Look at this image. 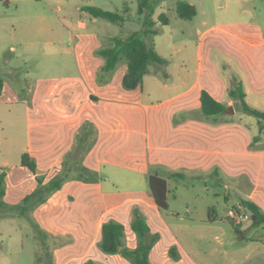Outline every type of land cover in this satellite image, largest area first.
Instances as JSON below:
<instances>
[{"label": "crops", "instance_id": "obj_1", "mask_svg": "<svg viewBox=\"0 0 264 264\" xmlns=\"http://www.w3.org/2000/svg\"><path fill=\"white\" fill-rule=\"evenodd\" d=\"M253 1L235 0L233 21L197 30L196 39L183 36L176 41L170 30L168 41L155 35L154 50L164 63H152L141 85L126 90L122 87L126 64L120 62L105 72L104 59L96 54L116 35L100 27L83 7L81 20L87 22L89 15L90 24L57 17L66 33L50 27L46 40L39 42L35 40L39 34L28 26L34 16L19 10L17 2L10 15L6 0L0 14L10 16L13 23L7 48L23 59L32 55L30 49L36 55L41 43L48 58L36 63L52 73L27 84L15 76L17 68L8 57L1 61L2 200L8 206L19 204L37 187L36 176L46 183L64 170L72 171L60 189L29 211L33 223L17 212L0 214V258L5 264H14L15 244L24 249L22 236L28 233L24 235L26 226L19 219L31 225L35 264H129L120 254L103 253L98 243L101 224L114 220L124 225L126 247L134 249L137 239L130 224L135 214L145 218L150 231L153 226V233L168 240L159 255L162 261L153 257L155 242L151 264H202L197 245L208 225L226 220L227 211L241 199L264 211V131L259 133L257 119L240 111L229 96L235 78L247 104L264 110V31L251 19L257 10ZM22 47L27 48L24 53L19 51ZM202 91L225 104L228 112L204 116ZM84 135L83 146L92 145L79 151ZM24 153L35 160V173L21 165ZM81 167L95 179L80 178ZM149 175L167 181V198L171 180H202L206 190L211 181L217 187L214 195L222 194L225 214L210 206L213 210L206 217H190L193 202L184 201L186 215L172 210L171 218L163 217L150 194ZM143 180L147 189L137 188ZM123 182L129 186L120 188ZM244 224L246 236L237 234V240L224 244L228 249L211 248L210 256L223 255V264H264V227ZM256 228L261 232H252ZM171 247L176 258L169 254Z\"/></svg>", "mask_w": 264, "mask_h": 264}, {"label": "rangeland", "instance_id": "obj_2", "mask_svg": "<svg viewBox=\"0 0 264 264\" xmlns=\"http://www.w3.org/2000/svg\"><path fill=\"white\" fill-rule=\"evenodd\" d=\"M9 13L14 10L15 3H18L19 10H23L26 14L33 15L34 19H29V30L33 29L39 35L35 40L43 42L46 40L47 34H49V28H56L62 30L63 34L66 33L60 21L57 19H63L66 17H73L80 24L84 23L81 18L80 8L85 6H96L104 10H109L120 14L124 20L122 23H112L102 18H97V21L101 24L100 27L106 28L117 37L125 38L133 31H139L142 27L141 19L137 14V0H9ZM189 2L196 8V15L192 19H181L176 15L175 6L178 2ZM257 7L256 12H252V21H256L262 27L264 31V0H254ZM6 8L4 3H0V10ZM60 8V9H59ZM235 0H160L159 5L154 12V20L156 21L155 27L157 28V35L160 39H168V30L172 32L173 39L178 41L187 36L190 39H196V31H204L216 25H228L233 21V14L235 12ZM164 13L167 19V25H162L157 21L159 14ZM15 14L12 13V16ZM10 16L5 17L0 14V41L3 48L0 49V65L2 59L8 57L11 64L17 68L15 76L25 79L27 84H31L37 76H44L52 73L48 66L37 65L36 62H44L48 56H45L42 49V44L37 45V53L33 55L32 49L30 54H26L23 59L21 57L13 56V53L7 48L11 42V29L12 21ZM58 17V18H57ZM7 19L6 23H2L3 19ZM57 18V19H56ZM90 16L87 15V22L89 23ZM64 24L67 22L63 20ZM96 24H99V23ZM94 26V24H91ZM32 31V30H31ZM32 33V32H31ZM29 31V34H31ZM211 35V33H209ZM66 36V35H65ZM64 36V37H65ZM61 37V36H60ZM29 40L30 38H25ZM168 41V40H167ZM27 50L26 47H22L19 51ZM24 60V61H23ZM52 69V68H51ZM54 71V70H53ZM120 188H127L129 185L126 182L119 183ZM170 194L168 195L167 202L170 205L168 209L162 210V216L165 218H171L172 210H177L183 215H186L184 209V201H192L193 205L190 206L189 216L196 218H204L207 216L210 206H215L219 215L225 214L226 204L222 198V194L214 195L215 184L208 181V190L205 189V183L200 181L189 180H176L174 182L169 181ZM137 188H146L147 184L143 180L140 184H136ZM235 207V206H234ZM231 209V208H230ZM0 210V214H1ZM18 223L25 224L28 236H22L24 241L23 250H20L16 244L15 255L13 257L14 264H35L33 254V239L32 228L27 219H19ZM13 224L15 225L14 221ZM203 232L204 239L202 242H198L197 248L202 253L198 256L202 264H223L224 256L216 254L210 256V249H222L227 248L226 244L231 239L237 240L238 236L235 232L234 226L226 219L218 222H214L208 225ZM244 226L250 227V222H245ZM15 227H17L15 225ZM19 228V227H18ZM257 231L252 229L254 233H260V228H256ZM14 235V228H13ZM153 226L150 232L153 233ZM244 236L246 232L243 231ZM157 246L153 249V257L158 261H162V257L159 256L162 249L167 243V238L158 233ZM3 249L4 246H3ZM73 264L76 262H72ZM71 263V264H72ZM0 264H5V258H0Z\"/></svg>", "mask_w": 264, "mask_h": 264}, {"label": "trees", "instance_id": "obj_3", "mask_svg": "<svg viewBox=\"0 0 264 264\" xmlns=\"http://www.w3.org/2000/svg\"><path fill=\"white\" fill-rule=\"evenodd\" d=\"M6 4V0H0ZM137 14L142 20V27L139 31H133L125 38L111 37L110 45L100 48L96 51V54L104 59L102 71L109 72L113 70L120 62L126 64V72L122 78V87L126 90H133L139 87L142 83L144 75L149 71V67L152 63H164V60L155 52L153 38L157 35V28L155 27L156 21L153 19L155 9L160 3V0H137ZM83 9L94 18H102L112 23H122L124 18L113 11L104 10L96 6H85ZM176 15L181 19H192L196 15V8L189 2H178L175 6ZM157 21L166 25L167 19L164 13H161L157 17ZM3 87V78L0 75V94ZM229 96L234 101L240 111L253 116L258 121L259 133L264 131V110H257L252 108L245 101V94L242 89L240 81L233 78L230 82ZM201 111L204 116L216 117L218 115L226 114L228 107L216 101L206 91H202L200 94ZM259 138L257 135L254 139ZM86 135L80 137L78 141L77 150H86L88 146L92 145L90 142L88 145L83 146V141H86ZM20 163L22 166L27 167L32 172H36L35 160L28 154L24 153L21 156ZM72 167V166H71ZM80 178L85 180H93L94 174L86 168H79ZM71 168L62 171L54 178L44 183L43 178L36 176L37 187L34 191L27 194L21 201V203L8 206L6 205L2 197L5 193V173H0V210L3 212H17L18 215L27 218L31 223L33 220L28 217L29 211L34 207L46 201V199L56 190L60 189L65 180L69 177ZM182 178L180 174H171ZM148 188L150 194L159 209L165 210L168 208L167 193L168 184L167 181L157 175H149L147 177ZM236 210L242 208L249 215V222L252 227H264V211L260 209L254 202L241 199L239 204L233 207ZM213 209L209 208L211 213ZM130 228L135 234L137 239V245L134 249H129L125 245L124 239V225L121 223L108 220L101 224L99 248L105 254H120L124 257L129 264H151L149 262V253L158 240V233H151L149 226L145 218L140 214H135ZM227 219L235 228L236 234H241V225H237L229 217ZM37 227L36 224H33ZM175 248L169 249V254L173 255Z\"/></svg>", "mask_w": 264, "mask_h": 264}, {"label": "built area", "instance_id": "obj_4", "mask_svg": "<svg viewBox=\"0 0 264 264\" xmlns=\"http://www.w3.org/2000/svg\"><path fill=\"white\" fill-rule=\"evenodd\" d=\"M227 215L237 225H242L244 222L249 221V215L243 210L231 208L227 211Z\"/></svg>", "mask_w": 264, "mask_h": 264}]
</instances>
